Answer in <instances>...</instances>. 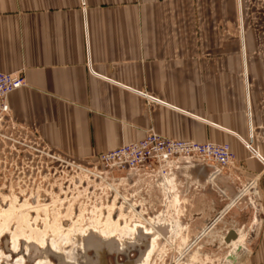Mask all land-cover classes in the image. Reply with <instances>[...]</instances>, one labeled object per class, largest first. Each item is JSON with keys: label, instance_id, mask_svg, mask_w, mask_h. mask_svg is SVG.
Masks as SVG:
<instances>
[{"label": "crops", "instance_id": "obj_1", "mask_svg": "<svg viewBox=\"0 0 264 264\" xmlns=\"http://www.w3.org/2000/svg\"><path fill=\"white\" fill-rule=\"evenodd\" d=\"M221 23L222 0H0V73L26 81L7 97L8 118L74 159L137 143L150 128L228 145L252 177L263 164L240 142L250 124L242 71L222 70ZM146 95L163 105L148 110ZM249 109L253 126L263 124ZM256 152L264 159L263 144ZM196 165L182 179L189 189L196 170L205 190L211 169L219 173ZM257 189L258 226L242 264H264V175Z\"/></svg>", "mask_w": 264, "mask_h": 264}, {"label": "rangeland", "instance_id": "obj_2", "mask_svg": "<svg viewBox=\"0 0 264 264\" xmlns=\"http://www.w3.org/2000/svg\"><path fill=\"white\" fill-rule=\"evenodd\" d=\"M220 25L222 70L242 71L240 81L250 124L247 138L240 142L245 148L247 144L257 150L264 145V123L253 126L249 108L256 107L257 116L264 122V0H222ZM145 97L148 110L163 105L155 98ZM148 132L156 133L153 128ZM231 153L232 160L223 174L210 172L205 190V177L196 170L194 185L187 189L182 179L187 176L185 167L202 164L198 160L173 158L156 161L151 170L139 171L129 178L112 175L98 163L99 156L65 157L44 143L36 129L6 118L0 124V264H34L35 261H28L31 249L26 251L27 236L34 244L35 232L44 233L49 247L54 239L51 229H67L71 224L78 232L61 236L66 240L62 261L49 259L53 264H63L69 255L74 258L73 264H88L87 258L93 262L99 254L89 250L84 258L79 249L84 240L98 236L96 230H89L91 221L104 222L109 213L118 224L135 223L142 228L139 232L153 236L150 249L147 247L138 264H242L244 245L248 247L258 226L257 181L264 175V166L258 174L246 176L242 164ZM224 204V214L221 211L214 218ZM121 214H125V219L119 218ZM209 217L210 221L204 220ZM19 226L25 233L21 248L7 258L11 235ZM231 230H238L236 238H245L239 243L231 242L235 239L225 243L223 237ZM144 241H135L134 249L127 254L130 260L139 257ZM236 250L239 252L230 260V253ZM35 251L41 258L42 249ZM105 251V264H125L124 255L117 256L106 248Z\"/></svg>", "mask_w": 264, "mask_h": 264}, {"label": "built area", "instance_id": "obj_3", "mask_svg": "<svg viewBox=\"0 0 264 264\" xmlns=\"http://www.w3.org/2000/svg\"><path fill=\"white\" fill-rule=\"evenodd\" d=\"M25 86L26 81L23 76L0 73V124L9 115L6 102L8 95ZM246 148L264 166V159L257 154L256 150L247 144ZM173 158H182L188 161L195 159L202 164L212 162L217 173L220 174L232 160V153L228 145L174 141L165 139L154 132H148L143 140L103 153L97 160L112 175H123L129 178L139 171L151 170V165L156 161Z\"/></svg>", "mask_w": 264, "mask_h": 264}, {"label": "bare ground", "instance_id": "obj_4", "mask_svg": "<svg viewBox=\"0 0 264 264\" xmlns=\"http://www.w3.org/2000/svg\"><path fill=\"white\" fill-rule=\"evenodd\" d=\"M133 209H135V208H133ZM130 210H132V209H130ZM119 218L125 219V214H121ZM149 224H152V223H149ZM89 227H90L89 230H94V231L96 230L98 233V236L97 235L93 236L94 238L100 239L99 237H101V238H105L107 240L110 239V240L116 241V242H117V240H120V242L122 244L129 243V242L131 243L133 241V239H135V237H137V235L139 233V229L141 228L140 225H137L135 223L125 222L124 224L120 225V224H118L117 220L112 218L111 213L108 214V216L106 217L104 222H100L99 220H92ZM166 229H167V226H166ZM89 230H87V231L89 232ZM159 230H161V229L159 228ZM51 231H52L51 234L54 237V239L50 240V242H49L50 246L49 247L46 246V244H45L46 235H44V233L35 232V236H34L35 237V243L34 244L30 243V242H32L30 235L27 236L26 242H28V243L26 244L27 245L26 251H29L30 248H34L35 250L39 249V248L42 249V251H40L42 257L39 258L38 260H36L34 264H53L52 260H50L49 258H53V259H57L58 261H62V258H63L62 255L64 254V251H65L64 245L66 243V240L62 239L61 236L62 235L66 236L67 234H69V232H71L73 235L78 232V230L77 231L74 230V224H71L67 229L63 228L62 226H59L56 229L52 228ZM141 231L143 232V230H141ZM143 233L145 235L150 234V233H146V232H143ZM157 233H159V232H157ZM154 234H155V232H154ZM24 235H25V233L23 232V228H21L20 226L17 228V230L15 232L12 233L10 243H9V249H8L10 255H7V258L11 257L12 254H17L18 249L21 248V244H22L21 242L23 240L22 236H24ZM159 235H160V233H159ZM159 235H157V236H159ZM81 236H83V235H81ZM111 237H113V238L115 237V238L111 239ZM244 238H245L244 236H242V237L237 236V238H235V240H233L231 242L232 243H239ZM157 239H159V237ZM76 241H79V240L77 239ZM149 249H150V247H149ZM71 257L69 255H67V257H65V259L63 261V264H73L74 258L72 259ZM21 261H22V258L18 259V263H20Z\"/></svg>", "mask_w": 264, "mask_h": 264}, {"label": "water", "instance_id": "obj_5", "mask_svg": "<svg viewBox=\"0 0 264 264\" xmlns=\"http://www.w3.org/2000/svg\"><path fill=\"white\" fill-rule=\"evenodd\" d=\"M212 174H214V169H211ZM145 239L144 243H143V251L138 252L139 253V257L136 260H130L128 257V252L132 251V249H134V246L136 245V240L137 239ZM137 239L134 242H129V243H125V244H120V242H116V241H103V240H99L97 238H89L86 239L82 242L83 247L80 250V252H82V255L84 256V258H87L86 254L89 250L93 251L96 254L95 258H93V262L87 258L86 261L88 264H105L104 263V256L106 253V250H109L110 252H112L115 255H124L125 256V264H138L139 261L145 256V252L147 247H149L153 236L151 234L149 235H145L143 232H139L137 235ZM235 239L234 233L233 232H229L226 236V238L224 239V241L226 243H228L230 240ZM93 246V248H92ZM31 252L30 255H28V261H36L39 258V252L35 251L34 248H30ZM239 250H236L234 253H230V257H228L230 260H233L234 258V254L238 253ZM48 256V255H47ZM246 257V254H245ZM244 257V259H245ZM100 259V260H99ZM243 259V260H244ZM52 260L54 262H56L55 259L52 258ZM97 261V262H94Z\"/></svg>", "mask_w": 264, "mask_h": 264}]
</instances>
